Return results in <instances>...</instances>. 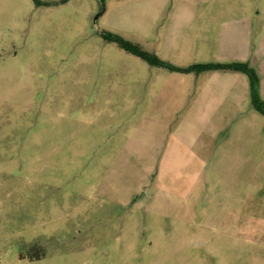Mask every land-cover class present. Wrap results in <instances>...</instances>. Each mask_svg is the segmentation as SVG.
I'll use <instances>...</instances> for the list:
<instances>
[{
    "label": "rangeland",
    "instance_id": "374dc122",
    "mask_svg": "<svg viewBox=\"0 0 264 264\" xmlns=\"http://www.w3.org/2000/svg\"><path fill=\"white\" fill-rule=\"evenodd\" d=\"M107 35L264 87V0H0V264H264L248 77Z\"/></svg>",
    "mask_w": 264,
    "mask_h": 264
},
{
    "label": "trees",
    "instance_id": "16d2710c",
    "mask_svg": "<svg viewBox=\"0 0 264 264\" xmlns=\"http://www.w3.org/2000/svg\"><path fill=\"white\" fill-rule=\"evenodd\" d=\"M107 40L110 42H115L127 52L137 55L143 60L149 62L151 65H155L161 68H165L171 71H180V72H192L195 74H201L204 72H214V71H228V72H235L245 74L248 77L249 85H250V97L253 106L255 109L264 116V100L261 98L260 95V79L256 72L250 68L247 64L244 63H232V64H215V63H208V64H200L193 66L188 69H181L177 68L169 63H166L160 59H158L155 55H149L138 49L136 46H133L121 38L117 36H106ZM42 255V254H41ZM43 257V256H41Z\"/></svg>",
    "mask_w": 264,
    "mask_h": 264
},
{
    "label": "crops",
    "instance_id": "0c3cea01",
    "mask_svg": "<svg viewBox=\"0 0 264 264\" xmlns=\"http://www.w3.org/2000/svg\"><path fill=\"white\" fill-rule=\"evenodd\" d=\"M204 1H212V0H204ZM246 13L248 14V15H246V14H242V16H245V17H243V18H241V19H238V20H235L236 22H239V21H242V20H244L246 23H251L252 25L254 24V22H255V20H254V18H253V14H249L248 13V11H246ZM252 13V12H251ZM258 15V14H257ZM251 32V31H250ZM226 39H227V43H226V46L227 47H229V48H231L232 46H234V44L232 43V42H230V44L228 45V42L230 41V40H234L235 39V34L234 33H232V28H230V29H228V33H227V36H226ZM233 44V45H232ZM235 74H237L236 76H242V75H239V74H241V73H235ZM240 78V77H239ZM242 78V77H241ZM247 86H248V88H249V81H248V83H247ZM261 88H260V92H261V95H264V87H263V84L261 83ZM250 90V89H249Z\"/></svg>",
    "mask_w": 264,
    "mask_h": 264
}]
</instances>
